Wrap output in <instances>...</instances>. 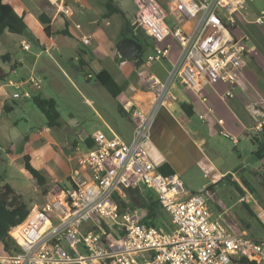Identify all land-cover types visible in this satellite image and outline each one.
Instances as JSON below:
<instances>
[{
  "label": "crops",
  "instance_id": "1",
  "mask_svg": "<svg viewBox=\"0 0 264 264\" xmlns=\"http://www.w3.org/2000/svg\"><path fill=\"white\" fill-rule=\"evenodd\" d=\"M5 1L23 16L35 41L23 35L4 32L0 37V58L2 56L6 58L0 61V68L7 74L6 81L24 83L27 79L37 76L42 82L39 87L22 84L20 88L9 86L6 81L0 82V156L3 157L4 154V158L1 159L5 162V166L10 168V173L5 172L1 184H9L15 194L20 195L25 201L21 192L24 186L19 188L14 180H10V177H16L15 170H18L23 173V176L30 177L29 183L36 194L29 199L30 203L34 200L38 201L40 194L44 197L42 202L45 203L60 189L89 181L90 172L80 163L75 151L77 144L82 148L84 144L87 146L88 136L82 137L80 133L79 138L82 144L76 139L67 144L59 131L47 126L46 120L42 129L25 133L21 125L29 122L30 116L25 114L24 108L31 109L34 116H37L36 112L39 110L33 104L32 98L42 96L53 98L56 103L58 102L60 94L50 92L48 89L49 83L55 78L57 72L62 75L58 78H64L66 83L72 84L78 92L82 93L75 80L80 81L79 76L77 77L78 72L75 74V79L67 72L68 68L71 71L76 68V62H79L83 71L87 68L94 73L107 70L122 88L117 98L113 99L124 109V112L118 109L119 115L116 112L110 116V101L104 93L101 94L99 104L96 94H91V99L84 97L83 100L92 109L93 116L97 118L95 126L100 127L97 128L98 130H106L111 136L117 134L129 143L134 129L131 108L138 106L144 113L149 114L156 106L153 94L144 83V75H153L160 82L167 83L180 47L175 43L176 46L171 48L169 57L164 58L163 62L158 61L160 62L158 67L162 70L148 72L146 66L151 64L146 65L145 62L140 64L139 61L128 59L120 51V44L130 35L132 27L131 23L127 22L125 13L119 8L118 0H32L34 3H27L30 0L27 2ZM159 1L165 4L164 7L169 11L167 23L171 27L177 24V19L170 7L171 0ZM109 4L120 9L122 13L119 10L110 11ZM32 6L50 18L51 27L56 33L48 35L45 32L44 25L32 11ZM63 7L68 8L70 12L65 14L62 11ZM251 14L253 12L248 11L247 14L244 12V16H241L238 22L240 23L242 19L246 24H250L251 22H247L245 18ZM254 23L255 21L252 24ZM179 24L186 29L191 25L182 20ZM238 24L236 33L240 35L242 31ZM64 29L67 30V34L59 33ZM85 36L91 37V44L86 45L82 42ZM139 37L144 51L147 47L153 50L154 41L143 30ZM259 54L250 55L245 60L240 71L239 83L234 87L232 97L223 96L228 89L224 84L205 86L198 91L186 89L179 82L169 83L171 97H168L164 105L159 106L154 114L146 149L159 170L160 167H165L181 177L186 195L197 192L212 193L215 185L229 179L235 189L241 193L242 200L255 201L251 184L245 177L247 168H244L243 158L236 155L231 158L225 157V149L222 147L219 136L222 135V131L229 133L237 141L234 143L229 138L235 147L242 144L245 150L248 149L255 156L256 150L262 145L264 147V81L256 73L251 72L250 68L251 62L259 63L255 58ZM61 63L67 65V68L61 66ZM262 63L264 65V62ZM23 91H29L32 96H14L15 93L22 94ZM203 97L207 100L204 101ZM27 100L32 104L26 102L27 104L22 106V102ZM182 103L190 105L193 110L192 116L186 114L181 107ZM5 106L9 107L8 112H5ZM20 110H22L21 115ZM16 113L19 117L13 116ZM201 115L204 119L200 118ZM75 121L77 123V120ZM129 123L132 124L131 130H129ZM25 155H29L32 166L45 176L46 193L26 170L24 162L20 163V160L24 161ZM258 159L262 162V170L254 168L253 175L264 185V157ZM148 193L155 195L152 189L135 181L118 197V203L122 200L132 205L131 208L128 206L127 211H135L144 219L147 210L139 205V201ZM39 206L42 204H35L33 207ZM256 209L259 210L258 216L264 223L263 209L258 204ZM160 217L170 219L163 211ZM224 222L227 223V221ZM0 253H3L1 245Z\"/></svg>",
  "mask_w": 264,
  "mask_h": 264
},
{
  "label": "built area",
  "instance_id": "2",
  "mask_svg": "<svg viewBox=\"0 0 264 264\" xmlns=\"http://www.w3.org/2000/svg\"><path fill=\"white\" fill-rule=\"evenodd\" d=\"M134 1L137 25L154 41L146 62L169 57L170 37L180 47L167 83L144 75L156 101L153 112L131 108L134 129L129 143L96 130L88 136L92 146L77 144L75 151L90 172L89 181L62 188L32 208L10 231L19 250L0 253L1 264H229L240 258L264 264V238L231 230L202 192L186 195L181 177L163 174L146 149L154 114L171 97L169 83L198 91L224 84L228 89L223 96H233L245 60L258 54L246 36L236 33L247 2L255 0H171L177 19L172 27L166 19L169 11L159 0ZM62 11L70 12L66 7ZM181 20L190 27H182ZM255 23L264 26V10ZM82 42L91 44V37ZM40 82L33 76L24 83L8 80L7 85L39 87ZM14 96L32 95L23 91ZM221 134L237 142L229 133ZM135 181L154 191L173 228L146 225L135 211L120 213L118 197Z\"/></svg>",
  "mask_w": 264,
  "mask_h": 264
},
{
  "label": "rangeland",
  "instance_id": "3",
  "mask_svg": "<svg viewBox=\"0 0 264 264\" xmlns=\"http://www.w3.org/2000/svg\"><path fill=\"white\" fill-rule=\"evenodd\" d=\"M19 1H25L27 0H19ZM27 3H34L32 0L28 1ZM55 6V5H54ZM32 11L36 13L37 16H39L40 12L34 6H32ZM37 7V6H36ZM38 8V7H37ZM263 8V9H262ZM264 10V0H255L253 2H247L246 4V14L249 12H253L250 16L247 15L245 18L247 22H251L250 24H246L245 20H240L241 22L238 24L239 28L242 32H240V35L246 36L249 41V45H255L258 49V53H260L258 56H255L256 60L259 62L258 64H255L251 62L250 68L251 72L256 73L258 77L264 81V65L262 62H264V26L252 24L257 17L261 16V11ZM83 24H85L83 22ZM246 24V25H245ZM29 31L31 32L30 28L28 27ZM238 34V33H237ZM77 40V39H76ZM32 41H35L32 39ZM167 42L171 43L172 47L174 48L176 45H174L176 42L172 38H168ZM177 44V43H176ZM152 50L150 47H147L145 49L142 57L146 65V70L148 72L151 71H158V69L162 70L161 67H158L159 63L158 61H154L151 63H147V56L150 54ZM45 57V55H44ZM163 62L164 60H160ZM61 66H64L67 68V65H63L61 63ZM68 74L72 78H76V72H78L77 77L79 76V79L76 80L77 86L80 88L81 92H78L76 88L72 86V84L66 83L64 78H58L62 77V75L56 73V76L48 85V89L50 92H57L60 94L59 100L57 102L58 109H60L61 114V123L62 125L59 128H54V130L59 131V133L63 136L65 142L70 144L73 142L74 139L78 140L80 144L82 142L79 138V134H82V137L89 136L88 134H92V131L98 130L97 128H100L99 126H95L97 123V118H95L92 114V109L84 102V97L92 98L91 94H96V98H98V104L101 103V94L104 93L105 97L110 101V107L111 110L109 112V115L112 116L114 113L118 112L119 106L117 104V101L113 99L112 96H110V93L108 90L101 85L97 79H96V73H94L91 69L87 68L84 71L81 69V66L79 62H76V68L74 70H67ZM162 72V71H161ZM90 74L92 77L91 79L87 78V75ZM42 82V80H41ZM26 102L32 104L31 101H23L22 106L27 104ZM34 104V103H33ZM25 114H28V117L30 116V121L26 122L21 125L23 131L25 133L27 132H36L38 129H42L46 123V118L44 115L37 110V116H34L31 112V109H25ZM112 110L114 112H112ZM22 110H20L19 114L21 115ZM18 113L14 114L13 116L19 117ZM93 119V120H90ZM77 120V123L76 121ZM128 121V120H127ZM93 126V127H90ZM132 124L129 123V130L132 128ZM83 131V132H82ZM102 132L107 137H111V134L107 133L108 131L103 130ZM219 139L222 141V147L225 149V157L231 158L236 155L243 158V164L244 168H247V172H245V177L249 180L252 191H253V198L255 201L250 200H242L241 199V193H239L234 185L229 181V179H225L222 182L218 183L214 186L213 192H203V195L206 198V201L211 208L212 211H215L216 213H220L222 215V219L224 221H227V226L237 232H246L250 236L256 237V238H264V223L263 220H260L261 218L259 215V210H257V204L263 209L264 211V185L259 181V179L253 175L254 168L261 171V164L262 162L259 161V159L248 149L245 150L242 144H240L238 147H235L232 143V141L228 137L219 136ZM75 141V140H74ZM244 141V139L242 140ZM257 149V148H255ZM4 158L0 156V174L2 176L5 175V172L7 174L10 173V168H7L5 166V162L1 159ZM23 160H20V163H23ZM241 171V169H239ZM16 171V177H10V180H14L16 186L19 188L21 186H24V190L21 192L23 193L25 202L30 204L31 207L37 205H43L44 197L42 195H38L39 200L31 201L30 198L35 197L36 194H34V189L30 185V177L23 176V173H20L18 170ZM26 171V170H25ZM13 182V181H12ZM27 192V193H26ZM34 208V207H33ZM250 209V210H249ZM255 211V212H254ZM167 216H169L167 214ZM170 217V216H169ZM164 228H173L174 226L168 221L164 222ZM229 264H235L234 261L230 262Z\"/></svg>",
  "mask_w": 264,
  "mask_h": 264
},
{
  "label": "trees",
  "instance_id": "4",
  "mask_svg": "<svg viewBox=\"0 0 264 264\" xmlns=\"http://www.w3.org/2000/svg\"><path fill=\"white\" fill-rule=\"evenodd\" d=\"M160 4L165 6V4H162L161 2ZM108 9L110 11L119 10V12L122 13L120 9H116L111 4L108 5ZM38 18L44 25V30L48 35L56 33L51 27L50 18H48L44 13H40ZM127 22L130 24L129 20ZM6 31L23 35L30 40H34V36L29 31L23 16L19 15L11 4L5 0H0V37ZM59 33L67 34V30L64 29L59 31ZM5 58L6 56H2L0 61H3V59L5 60ZM6 76L7 74L0 68V82L6 81ZM96 79L108 90L113 98H117V96L121 93L122 88L117 84L114 77L107 70H101L100 72L96 73ZM32 101L44 114L48 127L59 128L61 126L60 111L58 110L55 99L34 96ZM181 107L184 109L187 115H193V110L190 105L187 103H182ZM119 109L120 111L124 112V109L121 106H119ZM4 110L5 112H8L9 107L5 106ZM86 144L87 146L93 145L91 138L88 137L86 139ZM255 154L258 158L264 157L263 145L256 150ZM24 164L26 170L33 178L37 180L43 192L46 193L47 180L39 170L32 166L29 155L24 156ZM160 170L165 175L174 173L172 170L166 169L165 167H160ZM3 178L4 177L0 174V245L2 246L3 253H12L14 251H18L19 248L16 244V241L11 236L10 231L13 227L19 225L24 221V219H26L31 209L28 203H26L20 195L15 194L13 188L9 184H1L4 180ZM139 205L147 210V215L142 220L146 225L162 227L164 226L165 221L170 223V219L168 218L161 219L160 213L163 211V209L159 205L156 195L153 193H148L145 197L141 198ZM128 206L129 208L132 207V205H129L128 203L126 204L122 200H119L120 213L126 212L129 209ZM233 261L235 264H261L257 261H248L246 258H240Z\"/></svg>",
  "mask_w": 264,
  "mask_h": 264
},
{
  "label": "water",
  "instance_id": "5",
  "mask_svg": "<svg viewBox=\"0 0 264 264\" xmlns=\"http://www.w3.org/2000/svg\"><path fill=\"white\" fill-rule=\"evenodd\" d=\"M118 6L125 13L132 27L130 35L124 38L120 44V51L124 57L139 61L142 64L144 62L142 58L144 49L139 37L142 30L136 22L137 5L134 0H118Z\"/></svg>",
  "mask_w": 264,
  "mask_h": 264
}]
</instances>
